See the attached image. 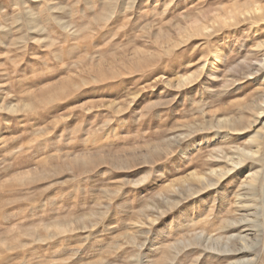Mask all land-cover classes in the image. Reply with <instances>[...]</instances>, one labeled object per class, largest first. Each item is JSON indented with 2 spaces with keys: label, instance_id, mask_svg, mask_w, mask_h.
Instances as JSON below:
<instances>
[{
  "label": "rangeland",
  "instance_id": "rangeland-1",
  "mask_svg": "<svg viewBox=\"0 0 264 264\" xmlns=\"http://www.w3.org/2000/svg\"><path fill=\"white\" fill-rule=\"evenodd\" d=\"M263 60L264 0H0V264H264Z\"/></svg>",
  "mask_w": 264,
  "mask_h": 264
},
{
  "label": "bare ground",
  "instance_id": "bare-ground-1",
  "mask_svg": "<svg viewBox=\"0 0 264 264\" xmlns=\"http://www.w3.org/2000/svg\"><path fill=\"white\" fill-rule=\"evenodd\" d=\"M262 66H264V60H263V64H262ZM242 161V160H241ZM243 161H244V159H243ZM232 163V161L230 162V164ZM231 166V165H230ZM233 170H235V166H232V167H229V168H227V167H223L222 168V170L220 171V170H218V169H215V170H211V172L213 173V174H215V175H217V174H219V175H221V174H223V175H225V174H227V173H229V172H232ZM258 172V171H257ZM259 173V172H258ZM206 177V176H205ZM254 179H255V177H252L251 176V184L252 183H254L255 181H254ZM208 180V179H207ZM252 181H254V182H252ZM230 238V237H229ZM209 239V238H208ZM220 239V238H219ZM226 240V239H225ZM224 240V241H225ZM229 240V239H228ZM245 240V239H244ZM230 241V240H229ZM219 242H220V240H219ZM245 243V242H244ZM223 248H224V250H223V252H227V253H234V252H236V253H238V252H243V250L245 249V248H243V247H240L239 249H237V248H232V247H230L227 243H224L223 245H221ZM243 255V254H242ZM229 256H231V255H229ZM233 257V256H232ZM242 260V259H241ZM248 260V259H247ZM246 260V261H247ZM234 263V262H233ZM244 263V262H243Z\"/></svg>",
  "mask_w": 264,
  "mask_h": 264
}]
</instances>
